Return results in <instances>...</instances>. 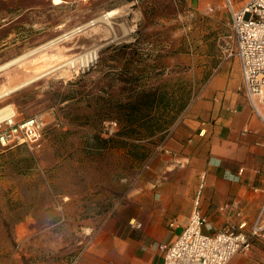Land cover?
Wrapping results in <instances>:
<instances>
[{
    "label": "rangeland",
    "instance_id": "obj_1",
    "mask_svg": "<svg viewBox=\"0 0 264 264\" xmlns=\"http://www.w3.org/2000/svg\"><path fill=\"white\" fill-rule=\"evenodd\" d=\"M246 1H236L234 8ZM111 9L118 10L113 17L117 25L112 26L118 37L125 35L121 23L133 31L117 43L104 46L110 32L99 24L98 29L4 66ZM218 13L230 18L224 0H0V92L62 66L89 47L103 46L98 61L84 72L71 73L65 65L12 91L16 119L43 116L45 142L0 152V264H21L23 258L69 264L92 234L88 227H96L137 183L150 178L145 165L160 135L141 143L117 137L116 118L121 117L116 103L126 101L127 91L137 86L156 88L160 97L172 91L178 117L180 106L193 95L192 40L203 37L205 29L213 35ZM106 104L109 117L93 115ZM110 123L116 125L112 135ZM66 130V138L56 137ZM95 135L114 136V141L107 149H84L101 147ZM67 153L73 157L67 159ZM25 229L30 231L26 240ZM23 250L40 254L23 257ZM238 255L245 258L244 264H264V243L256 242Z\"/></svg>",
    "mask_w": 264,
    "mask_h": 264
},
{
    "label": "crops",
    "instance_id": "obj_2",
    "mask_svg": "<svg viewBox=\"0 0 264 264\" xmlns=\"http://www.w3.org/2000/svg\"><path fill=\"white\" fill-rule=\"evenodd\" d=\"M214 17L218 24L213 35L205 29L203 37L192 40L193 95L146 161L150 178L137 183L96 227H88L92 234L76 264H163L157 246L170 245L180 235L200 185L199 208L212 231L240 222H246L249 231L256 221L264 220V122L251 112L239 61L229 56L235 48L230 18L223 13ZM29 80L20 86L30 84ZM14 92L0 98V109L11 106L16 111ZM256 107L264 111L261 104ZM43 142L42 136L38 146ZM19 146L25 147H0V152ZM17 231L18 238L21 223ZM24 233L26 240L30 231ZM36 253L40 251L21 254L36 258ZM244 262L237 254L229 264ZM21 264L51 263L23 258Z\"/></svg>",
    "mask_w": 264,
    "mask_h": 264
},
{
    "label": "built area",
    "instance_id": "obj_3",
    "mask_svg": "<svg viewBox=\"0 0 264 264\" xmlns=\"http://www.w3.org/2000/svg\"><path fill=\"white\" fill-rule=\"evenodd\" d=\"M86 1V0H81ZM240 0H224L230 14V26L235 48L229 56H236L242 73V90L251 101V112L264 122V111L256 107V103L264 106V0H247L240 8L235 9L234 3ZM212 11V9H209ZM108 20L109 23H106ZM103 24L110 32L104 46H111L128 37L133 31L122 34L114 40L111 35L112 26L117 25L107 13L80 24L59 36L54 46L62 41L72 39ZM114 33V32H113ZM103 46H93L84 52L89 53L90 62L86 67L76 64L68 65L71 73L78 74L89 69L99 59ZM93 54L94 60H91ZM11 107V106H10ZM12 108V107H11ZM13 110V108H12ZM14 111V110H13ZM43 116L34 115L20 120L12 115L0 119V147L25 145L35 148L40 143L45 121ZM109 134L112 135L115 123H110ZM246 130H244L245 132ZM242 169L239 170V173ZM203 185H200L188 223L180 235L170 245H158L162 252L163 264H229L237 254H246L256 242L264 243V220L256 221L247 231V223L240 222L212 231V228L199 208L200 195ZM170 226H174L173 223ZM139 228L140 224H136ZM78 257L69 264H76Z\"/></svg>",
    "mask_w": 264,
    "mask_h": 264
},
{
    "label": "trees",
    "instance_id": "obj_4",
    "mask_svg": "<svg viewBox=\"0 0 264 264\" xmlns=\"http://www.w3.org/2000/svg\"><path fill=\"white\" fill-rule=\"evenodd\" d=\"M123 48H130V46H124ZM131 51L134 56L138 54L136 49H132ZM163 96L160 97L156 88L142 89L137 86L127 91V100L116 103V113L121 118H116L119 130L115 135L123 139L130 138L137 143L149 141L156 137V135H160V140H162L163 134L168 132L171 125L177 119V97L175 93L169 91ZM184 107L185 105L180 106L178 111L181 112ZM108 109V104L103 105L95 110L93 115L96 117H109L111 114ZM55 134L56 137H63L68 134V130L59 131ZM94 137L100 142L101 147L89 146V148L85 147L84 149H107L109 144L114 141V136L101 138L99 135H95ZM137 143H135L136 145L134 143L130 145L140 148ZM137 154L143 157L144 151ZM70 156L73 157V154L67 153L66 158L68 159Z\"/></svg>",
    "mask_w": 264,
    "mask_h": 264
},
{
    "label": "bare ground",
    "instance_id": "obj_5",
    "mask_svg": "<svg viewBox=\"0 0 264 264\" xmlns=\"http://www.w3.org/2000/svg\"><path fill=\"white\" fill-rule=\"evenodd\" d=\"M107 15H108V18H113L115 15L117 16V14H118V10L117 9H111V10H108L107 12ZM109 21L110 20H108L106 23H108V24H112V23H109ZM119 27H120V30L122 31V32H124L125 34L129 31L126 27H124L123 26V24L121 23L120 25H119ZM99 28V25H97V26H94V27H92L90 30H95V29H98ZM89 30V31H90ZM109 31V30H108ZM111 31V35H112V38H114V40L118 37V35H117V33L115 32V30L112 28V30H110ZM114 32V33H113ZM57 39H59V37H57V38H55V39H52L51 41H49L48 43H46V44H43V45H41L40 47H38V48H36L35 50H33V51H31V52H29V53H27V54H24V55H22V56H20V57H17V58H15V59H13V60H11L10 62H8L6 65H4V66H9V65H12V64H14V63H17L19 60H21L23 57H25V56H27V55H29V54H31V53H35V52H39V51H41V50H43V49H46V48H49L52 44H54L55 42H56V40ZM103 45V44H102ZM91 60H94V56H93V54L91 55ZM90 62V57H89V53H85V52H82V53H79V54H75L74 56H72L68 61H66L65 63H63V64H61L62 66H57L56 68H53V69H51V70H49L48 72H45L44 74H42V75H40V76H37V77H35V78H32L31 80H29L28 82H32L33 80H36V79H38V78H40V77H42V76H44V75H46V74H48V73H50L51 71H53V70H56V69H58V68H62V67H64L65 65H71L72 67H75L76 66V64H78V65H80V66H82V67H86V63H89ZM27 82V83H28ZM23 84V83H22ZM19 87H21L20 85L17 87H13L12 89H9V90H7V91H4V92H2L1 94H0V98L2 97V96H5V95H7V94H9L10 92H12L14 89L16 90V88H19ZM14 90V91H15ZM14 112L9 108V107H3L2 109H0V119H2V118H4L5 116H9V115H12Z\"/></svg>",
    "mask_w": 264,
    "mask_h": 264
}]
</instances>
